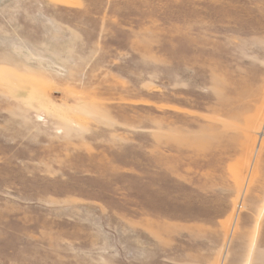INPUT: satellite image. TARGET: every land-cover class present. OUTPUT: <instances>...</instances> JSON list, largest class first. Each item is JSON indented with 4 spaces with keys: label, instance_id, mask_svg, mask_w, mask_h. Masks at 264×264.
Here are the masks:
<instances>
[{
    "label": "rangeland",
    "instance_id": "obj_1",
    "mask_svg": "<svg viewBox=\"0 0 264 264\" xmlns=\"http://www.w3.org/2000/svg\"><path fill=\"white\" fill-rule=\"evenodd\" d=\"M0 264H264V0H0Z\"/></svg>",
    "mask_w": 264,
    "mask_h": 264
}]
</instances>
